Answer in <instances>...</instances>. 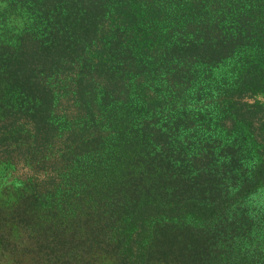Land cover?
Here are the masks:
<instances>
[{"label":"trees","instance_id":"obj_1","mask_svg":"<svg viewBox=\"0 0 264 264\" xmlns=\"http://www.w3.org/2000/svg\"><path fill=\"white\" fill-rule=\"evenodd\" d=\"M6 1L1 128L47 142L69 125L87 177L68 182L71 207L44 230L39 262L81 251L105 264H264V216L245 201L264 177L236 180L243 148L223 154L205 130L222 109L213 69L241 57L242 85L264 89V0Z\"/></svg>","mask_w":264,"mask_h":264},{"label":"rangeland","instance_id":"obj_2","mask_svg":"<svg viewBox=\"0 0 264 264\" xmlns=\"http://www.w3.org/2000/svg\"><path fill=\"white\" fill-rule=\"evenodd\" d=\"M6 2L0 0V9ZM9 12L0 16V32L5 31L2 26L5 21L7 28L13 24L11 18L4 19L6 15L13 17L12 11ZM247 67L246 61L238 57L213 69L209 84L212 99L218 98L223 112L221 107H217L205 114L206 134L218 140L215 144L219 151L227 154L234 148H243V160L234 170L238 174L236 180L264 177V89L256 90L262 88L257 83L258 78L251 76L252 72L248 76L251 77L248 78L247 89L242 85L241 74ZM261 86L264 88V83ZM223 88L233 95L228 96ZM225 102L234 103V107L225 110ZM250 106L260 109L248 113ZM60 110L61 116H69V111H73L66 102ZM1 127L0 124V264H46L39 262L41 236L52 222L60 217L65 220L71 207V201L65 199L67 195L63 192L70 186L68 182L79 184L86 175L83 173L85 165L74 160L81 156L73 151L74 131L69 125L61 124L49 141L39 142L33 140L26 124L19 131L16 126L11 129ZM228 144H231L230 149ZM57 183L66 185L55 186ZM229 188L234 192L236 186L230 183ZM237 195L240 201L242 195ZM245 201L257 207L260 215L264 216V182L251 197H245ZM57 210L61 214H55ZM27 216L30 217L29 222L22 221ZM73 256L66 264H80L82 258H96L94 264L111 262L98 253L79 251Z\"/></svg>","mask_w":264,"mask_h":264}]
</instances>
